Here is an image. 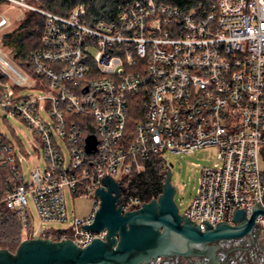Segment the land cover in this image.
Segmentation results:
<instances>
[{
	"label": "built area",
	"instance_id": "1",
	"mask_svg": "<svg viewBox=\"0 0 264 264\" xmlns=\"http://www.w3.org/2000/svg\"><path fill=\"white\" fill-rule=\"evenodd\" d=\"M3 2L45 19L43 47L32 54L27 71L0 52V80L11 82L9 89L0 88V164L8 172L4 203L25 229L31 198L42 222L70 221L65 229L44 230L41 238L71 240L82 248L105 240L106 229L82 228L94 222L101 203L95 192L104 187L103 178L122 187L153 158L164 162L166 172L165 153L206 148L216 150L218 163L203 171L184 215L205 231L204 221L233 225L236 209L251 218L254 202L264 208V0H217L188 10L160 0H125L116 18L94 24L87 4L63 17L35 8L32 0ZM11 24L0 13V32ZM24 89L45 94L21 96ZM134 100L142 115L130 134ZM9 118L29 129V146L40 147L44 167L29 177L23 164L30 153ZM90 136L97 146L88 153ZM67 192L92 200L91 210L71 220ZM121 200L124 212L144 204L123 192ZM256 228L264 241L263 215Z\"/></svg>",
	"mask_w": 264,
	"mask_h": 264
},
{
	"label": "water",
	"instance_id": "2",
	"mask_svg": "<svg viewBox=\"0 0 264 264\" xmlns=\"http://www.w3.org/2000/svg\"><path fill=\"white\" fill-rule=\"evenodd\" d=\"M86 142V150L91 153L97 146L96 138L90 136ZM171 179L168 168L160 197L137 210L124 212L122 187L106 176L102 179L104 187L95 192L101 203L94 222L82 226L94 232L106 229L105 240L94 239L82 248L71 240L29 238L15 252L0 249V264H150L176 255L205 256L213 251L211 244L249 234L256 228L257 217L264 216L262 205L254 202L251 218L245 209H236L233 225L221 222L213 227L204 221L206 229L201 231L196 223L180 214Z\"/></svg>",
	"mask_w": 264,
	"mask_h": 264
},
{
	"label": "trees",
	"instance_id": "3",
	"mask_svg": "<svg viewBox=\"0 0 264 264\" xmlns=\"http://www.w3.org/2000/svg\"><path fill=\"white\" fill-rule=\"evenodd\" d=\"M160 1L188 10L200 5L208 7L217 0ZM124 2L125 0H40L44 10L63 17H68L77 6L87 4L89 6V19L93 24L101 20L111 21L116 18L119 7ZM3 3V0H0V5ZM44 29V17L38 13L29 12L18 29L4 37V45L16 50L15 59L21 67L28 69L32 54L43 47ZM134 101L131 102L128 118L127 130L130 134L134 133L135 126L142 115L139 100ZM7 175V169L0 164V249L15 252L21 242L24 239L32 238L33 234L30 226L25 229L19 215L7 208L4 203ZM164 176V162L158 158H153L147 162L145 172L133 171L122 182V192L138 197L142 203L151 202L158 199L163 193Z\"/></svg>",
	"mask_w": 264,
	"mask_h": 264
},
{
	"label": "rangeland",
	"instance_id": "4",
	"mask_svg": "<svg viewBox=\"0 0 264 264\" xmlns=\"http://www.w3.org/2000/svg\"><path fill=\"white\" fill-rule=\"evenodd\" d=\"M34 7L38 9H43L41 7L40 0H32ZM0 13H6L11 17V26L4 31L0 32V38L2 37V44H0V52L5 58L10 61L13 65L20 67L22 70L27 71L25 68L21 67L15 59L16 50L4 45V37L7 34L13 33L19 28L22 22L25 21L29 12L8 9V4L3 3L0 5ZM34 14H37L34 12ZM89 53L95 56L97 49L91 47ZM11 86L10 80H0V88L9 89ZM44 91L37 89H24L20 95L21 96H43ZM12 125L17 130L15 135L19 141L22 143L26 152L30 153L28 159L23 164V170L28 176L30 172L38 167H44V161L41 159L40 147L33 149L29 146V141H31V135L29 129L24 123L19 120L9 118L7 124ZM5 126L4 123H1ZM134 125V123H133ZM12 138V136H11ZM36 146V144H34ZM34 146V147H35ZM62 149L65 153L66 158L69 160L70 156L68 150L63 146ZM164 161L170 168L172 173L171 183L176 188L175 202L179 207L180 214L184 215L188 208L190 207L197 190L200 186V180L202 173L205 169L213 168L217 163V152L214 148H206L196 151L195 153H165L163 155ZM166 175V172L164 171ZM29 177V176H28ZM165 178V176H164ZM28 180V179H27ZM67 206L71 220L74 216L86 215L93 206V201L85 196L73 197L69 192H67ZM28 211L31 216L30 228L34 237L38 238L42 235L44 230H61L69 227L70 221L68 223H44L39 218L37 211L34 206V202L31 198L28 200ZM25 240V239H24Z\"/></svg>",
	"mask_w": 264,
	"mask_h": 264
},
{
	"label": "flooded vegetation",
	"instance_id": "5",
	"mask_svg": "<svg viewBox=\"0 0 264 264\" xmlns=\"http://www.w3.org/2000/svg\"><path fill=\"white\" fill-rule=\"evenodd\" d=\"M210 246L213 251L205 256L176 255L150 264H264V241L257 228L243 237Z\"/></svg>",
	"mask_w": 264,
	"mask_h": 264
},
{
	"label": "crops",
	"instance_id": "6",
	"mask_svg": "<svg viewBox=\"0 0 264 264\" xmlns=\"http://www.w3.org/2000/svg\"><path fill=\"white\" fill-rule=\"evenodd\" d=\"M262 170H263V172H264V160H263V162H262ZM82 216H84V215H82Z\"/></svg>",
	"mask_w": 264,
	"mask_h": 264
}]
</instances>
